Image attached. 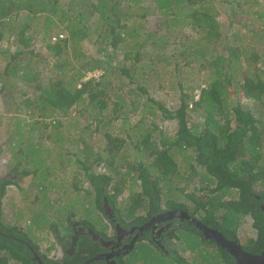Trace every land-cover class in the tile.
Here are the masks:
<instances>
[{"label": "trees", "instance_id": "obj_1", "mask_svg": "<svg viewBox=\"0 0 264 264\" xmlns=\"http://www.w3.org/2000/svg\"><path fill=\"white\" fill-rule=\"evenodd\" d=\"M253 7L248 0H0V56L6 60L0 70V94L8 92L9 96H1L6 113L12 110L13 126L24 130L21 134L17 130L19 138L14 130L6 132L9 138L4 145L16 152L25 143L32 145L35 153L18 159L34 168L35 172L24 173L39 181L38 160L41 165L45 155L51 160L46 167L51 176L48 166L60 155L56 144L72 143L74 151L63 146L64 164L74 156V180L78 183L82 173L89 181L87 188L81 184L76 191L94 195L100 213L107 199L125 228L141 226L168 210H183L229 240H238L249 253L261 254L264 212L259 205L264 191L256 188L264 186V47L254 43L259 39L257 43L264 44V13L252 12ZM251 16L262 21L261 30L250 19L244 22ZM149 18L154 19L150 29ZM8 35L15 37V50L1 48ZM37 41L40 48L33 47ZM179 46L186 49L181 54L185 65L197 63L206 76L198 98L179 74L177 55L169 56L170 48L176 47L177 52ZM173 59L175 68L169 72ZM45 62L44 69L36 68ZM96 71L102 72L98 79L86 80ZM175 76L180 92L177 104L150 99L156 110L148 106L145 112L159 113L161 122L175 124L172 137L168 128L156 121L145 123L143 118L134 129H127V98L150 96V89L162 90L164 82ZM131 102L133 107L139 104ZM23 110L31 120L21 117ZM75 111L89 122L75 134L62 131ZM58 117L64 118L56 122ZM48 127L55 131L34 135ZM45 142L53 145L44 146ZM127 148L134 149L135 159L120 165ZM176 154L191 159L189 184L204 171L201 185L206 187L182 188L185 202L170 200L164 208L160 187L163 190L179 177ZM102 165L105 174L98 171ZM69 167L63 166L65 174ZM49 184L34 186L48 192L57 187ZM61 186L64 190L63 182ZM71 224L69 217L62 235L64 247L70 245ZM184 225V232L200 238V243L188 244L177 231H170L165 237L171 241H163L169 254L144 238L118 264H237L227 251L202 238L195 226ZM248 225L254 237L241 236ZM89 227L107 238L106 232ZM49 229L54 234L59 231L55 221ZM146 240L148 244L142 245ZM104 251L91 237H81L76 253L66 256L64 264H84ZM18 255L27 257L22 250ZM15 259L24 264L17 255ZM0 264L8 260L0 259ZM46 264L55 263L47 260Z\"/></svg>", "mask_w": 264, "mask_h": 264}, {"label": "rangeland", "instance_id": "obj_2", "mask_svg": "<svg viewBox=\"0 0 264 264\" xmlns=\"http://www.w3.org/2000/svg\"><path fill=\"white\" fill-rule=\"evenodd\" d=\"M250 4L254 5L252 12H263L264 13V0H248ZM248 19H250L251 22H254V26L255 28H259V30H261V24L262 21H259L255 16H251L250 18H247L244 20V22H248ZM148 20H150V22H148V27L153 28V22L154 19L149 18ZM246 32V31H244ZM61 32H59L60 34ZM62 34V33H61ZM38 35V34H36ZM30 36V34L28 35ZM57 36V35H55ZM38 36H35V38L37 39ZM6 41L5 43H3V46H1L2 50L3 49H7V46H9L11 48V50H15V37L13 36H6ZM259 42L260 40L257 39ZM173 41V40H172ZM8 42H12L9 43ZM41 41H37L33 47L34 48H40V43ZM254 43L255 46L258 47H264L263 43ZM190 45V44H189ZM188 47V45H187ZM171 51L169 53V56L176 54L177 57L176 59H178V62H180L181 66L178 67L181 69V71L179 72V74H183L182 79L186 80L188 85L192 86L196 91H195V96H197V98L200 95V90L201 88H204V80L206 78L205 75L201 74L199 71V68L197 66V63H192V64H196L195 67H191L188 65H185V61H183V57L181 54L184 53V51H186V49L181 48L180 46L177 49L176 52V47H171L170 48ZM39 51L43 52V54H46L45 49L41 48L39 49ZM181 56H180V55ZM191 60V59H187ZM6 60L0 56V70H4L5 65H6ZM189 62V61H188ZM51 64V62H50ZM175 64L176 61L173 59L171 66L169 67L168 71L171 72V70H173L175 68ZM34 65V64H33ZM37 69H44V65L46 67L47 62L45 63H37ZM159 67V66H158ZM54 69V68H53ZM102 75V72L96 71L94 73H89L88 74V79L90 78H95L98 79L100 76ZM168 78V77H167ZM168 82H173L174 84L169 85ZM168 82H164L167 83H161L164 84V88L162 90H156L155 88L150 89V96H142V97H131V100H137L139 102V104H137L136 109L135 107H133V105L131 104V100H129L127 98V102L128 104V115L130 116L129 118V125L127 127V129L133 128L137 123L141 122V119L143 118L145 123L148 122V124H150L152 121H156L158 125L162 126L164 130H166L167 128L168 133L167 135L169 137H172L173 133L176 131V126L175 124H170L168 121L166 122H161V115L159 113H157V115L155 114L152 115L151 113H145L148 110V106H152L153 109L156 110V107L153 106V104L151 103L150 99H153L155 101H162L163 103H165L168 106H173L177 104V101L179 100L180 97V92L178 90V86L176 85L177 83V78L175 77H169ZM148 85V84H147ZM30 86V85H28ZM201 87V88H200ZM7 92V91H6ZM30 92V91H29ZM26 94V93H25ZM1 96H9L8 92L5 95H1L0 94V144L4 143V141L7 140V138H9V133L11 131L14 130L15 135L17 136V138L21 137L20 135L17 134V130L18 133L21 134V132H24V130L20 131V128L18 126H13V124H15V120L12 118H15V114L14 112L11 110L10 113H6L7 112V107L3 102V98H1ZM24 96H28V95H24ZM29 96H32L31 93H29ZM237 98L240 96H236ZM24 100V99H23ZM245 103V101L243 102ZM25 111L23 110L22 112V118H26L25 115ZM137 112V113H133V112ZM106 116H110L108 115V113L106 114ZM145 116V118H144ZM111 117V116H110ZM36 118V117H35ZM62 118H56V122H58V120L63 119ZM27 120H31L30 118H26ZM34 121H38L39 118L33 119ZM195 120V117H194ZM77 121H79V123H76ZM48 122H50V120H48ZM65 122L64 126H61V130L63 131H67L69 134H75L76 131L81 130L82 128H84V126L89 122L88 118L86 117H82L81 115H79V113L77 111L73 112V114L71 115V117L69 119H67ZM75 122V123H74ZM76 124V126L74 125ZM120 125V122L117 123L116 127ZM119 128V127H117ZM146 126L142 127V129H145ZM134 129V128H133ZM76 130V131H75ZM41 131H44L46 133H50L55 131L53 128L48 127L47 129L44 128L43 130L40 131H36V133L34 134L36 137L37 135H39L41 133ZM6 132H8V135L6 134ZM40 136V135H39ZM71 135H67V137H69ZM24 138V137H23ZM30 143H25L23 144L22 150L20 152H16V150H14L15 153H17L15 158L11 159V164H14L20 168H22L23 170H33V172H35L34 168L30 166H26V161L24 160H18L17 157L19 156H23L25 155V153L28 156H32L35 153L34 148H32V145H29ZM6 145V144H5ZM45 145H50L52 146L53 143H44ZM68 146L69 150L74 151V145H72V143L70 142H60V144H56L57 147H59V151L57 152V154L59 155L58 158H56L55 161H53V163L48 166L51 167V171L52 173L51 176L48 175V173L46 172V167H47V162L48 164L51 163V160H49L47 158V156H44L43 159V164L41 165V161L38 160V162L35 164V167H37L39 169L38 175L36 177H40V180L42 181H38L36 178L31 177L32 178V182L34 183V185H37L38 183H43L45 185H47V181H50V184L53 186V184L57 187L56 188H48V190L50 192H48L49 195V199H48V203L52 200H56L57 198V193L56 191H60V197L63 195V204L62 207L60 208V205L58 206L59 210L58 213H54L51 218L48 221V226H47V233L43 234L40 238H36L37 241H40L42 248H46L47 253L49 256H53L54 258L56 257L55 255V250L57 251V247H58V243L55 241V236L54 233H52L49 229V224L51 223V221H55L56 224L59 227L60 233L59 235H63L64 234V227H69L68 225V219L69 217L71 218V220H75V221H85L87 222L89 225L91 224L93 227H95L97 230L99 231H104L106 232L107 236L113 235L114 234V227L112 226V224L109 222L108 217L104 214V213H100V211L97 209L96 204L94 203V195H87V193L85 191L79 193L78 191H76V187L80 186L81 184L84 185V187H88L89 181L85 178L84 174L79 173V178L80 180L78 181V183L74 180V177L76 176L77 173L74 174L73 172V162L76 161V158L73 156L68 157V163L64 164L65 161V157L63 155V152H65V148L63 146ZM61 146L63 148H61ZM10 146H6V149L9 151L11 150V148H9ZM7 152V151H6ZM11 152V151H9ZM22 152V153H21ZM14 153V154H15ZM11 156V154L9 153H5V154H0V175H2L7 167V163L9 161V157ZM134 156V157H133ZM134 160L135 159V152L134 149L132 148H127L126 149V153L123 157H121V160L119 162L120 165H125V163L128 160ZM178 162V164L180 165V172H179V177L176 178V180L171 183L170 185L166 186L165 188H163V190H161L162 186L160 187V192L162 194V198H163V205L164 208H167V203L170 200L173 201H177V202H185V194L182 192V188H188L192 189L195 185H197L198 187H206V183L201 185V180L203 178L206 177V173L204 171H200V175L197 176L196 179H194L193 182H191L189 184V182L187 181V177H188V173H190V162L191 159L185 160L183 155H178L176 154V158H175ZM66 164H68V169L67 171L65 170L66 174L64 173V171L62 170L63 166ZM72 165V166H71ZM264 166V165H263ZM42 171H44V173H42ZM98 171L101 174H105L107 172L106 168L104 167V165H102V167H100L98 169ZM187 173V174H186ZM52 176H54L55 178H53ZM55 180V182L53 181ZM65 180V181H64ZM35 181V182H34ZM62 182L64 183V190L62 185ZM49 184V185H50ZM60 184V189H58V185ZM258 192H262L264 191V186L259 185L257 188ZM9 190H13L12 187H9ZM55 190V191H54ZM53 191V192H51ZM12 193V192H11ZM206 195V193H204ZM128 194H126L127 196ZM121 200V199H120ZM128 200H126L127 203ZM36 205V204H35ZM32 213L33 214H38L40 216L39 218V222L37 224V228H39L40 231H43L45 229V223L43 222L44 216H45V207L42 206H38L36 205V208H32ZM72 215H75L74 217H72ZM41 220V222H40ZM71 226V233H69V238L72 236V224ZM255 231L250 228V226H244L242 229V234L241 236H247L250 235L252 237L255 236ZM177 235L179 236V238H183L185 240L189 242H193V243H200L201 240L200 238H198L197 236H195L192 233H187L184 231H177ZM106 236V237H107ZM59 237H63V236H59ZM149 238H147L148 240ZM147 240L146 242H142V245H147ZM175 239H173L174 241ZM171 239L168 237L166 238V242H170ZM168 247V246H167ZM60 256V253L57 255ZM10 264H18L17 261H11Z\"/></svg>", "mask_w": 264, "mask_h": 264}, {"label": "flooded vegetation", "instance_id": "obj_3", "mask_svg": "<svg viewBox=\"0 0 264 264\" xmlns=\"http://www.w3.org/2000/svg\"><path fill=\"white\" fill-rule=\"evenodd\" d=\"M6 146L7 145H4V143L0 144V154H11L5 172L0 175V259H6L8 260V264H10L12 260L17 261L15 259V255H17V257L23 259L24 264H46L47 260L53 261L55 264H64L66 256L72 257L76 253L77 246H75L74 249H71L72 240L75 238L76 234H79V242L81 237H91L88 232L92 228L89 227L85 221L72 220V236L70 237V245L64 247L62 237H59L62 236L59 235V230L56 234H54L55 241L58 243L57 251L55 250L56 257L54 258L53 256H49L46 248H42L40 241H37L36 238H40L43 234L47 233L48 221L54 213H58V206L60 205V208L62 207L63 195L60 197L61 192L57 190L56 200H51L48 204L49 195L47 189L36 188L32 182L31 175L25 174V170L10 163L11 159L15 158L17 153L14 152L11 146L9 147L11 148L9 151L11 152H9L6 149ZM9 187H12L13 190H9ZM256 197L258 200H262V196ZM35 204L45 207V216L43 219L45 229L43 231H40L39 228H37L40 216L32 213V208H36ZM259 206L264 212V201H262ZM111 208L113 210V219L108 218V220L114 227V234L107 236L106 239H103L109 242L111 241L112 245L109 246L108 249H105V251L100 255H115L116 252L123 249L125 246L130 245L133 238L138 233L139 228L150 223L153 218L165 213L164 212L151 218L150 220L144 222L141 226L125 228L117 222L115 211L113 207ZM185 222L187 221H182L180 219H173L165 222L164 219H162L154 226H149L138 241L144 238H149L153 241L154 238L155 240L153 242L160 241L163 244V241L166 242V238H168L165 237L167 232L186 230L184 225ZM51 223H53V221H51ZM76 223H79V225L75 226L74 224ZM117 225L121 226L119 230L117 229ZM56 226L57 229H59L57 224ZM131 229H135V231L132 234L127 235L126 233ZM83 230L85 231L84 233ZM165 247L168 250L167 245H165ZM20 250L27 254L26 258L18 255ZM59 253L60 256H57ZM121 258H123V256L113 258L109 257V261L107 259L98 261H100L101 264H109V262H114V260L119 262V259Z\"/></svg>", "mask_w": 264, "mask_h": 264}, {"label": "water", "instance_id": "obj_4", "mask_svg": "<svg viewBox=\"0 0 264 264\" xmlns=\"http://www.w3.org/2000/svg\"><path fill=\"white\" fill-rule=\"evenodd\" d=\"M104 214L109 218L113 219V210L111 206L109 205L107 199L104 200L103 205ZM162 219H164L165 222L171 221L173 219H180L182 221H187L189 224L195 226L197 230L201 233V237L204 238L206 241L211 242L219 246L221 249L227 251L236 261L237 264H264V251L259 254H252L243 249L242 245L239 243L238 240H229L225 237V235L215 229L209 228L207 225L201 223L195 218H192L187 212L183 210H174V211H167L164 214L153 218L150 223L147 225L139 228L138 233L133 238L130 245L125 246L123 249L119 250L118 252L114 254H111L110 256L106 255H100L94 259H91L84 264H92L95 261L107 259L109 261V257H120L128 255L132 252L134 249L137 241L143 236L144 231H146L149 226H154L156 223L160 222ZM115 222V221H114ZM75 226L79 225V223L74 224ZM170 227V226H168ZM121 228L120 225H117V229L119 230ZM124 230V229H123ZM135 231V229L129 230L126 234H132ZM85 231L83 230V233ZM88 234L91 236L92 240L96 243H100L101 246L104 249H108L109 246L112 245V242L104 240L102 237H100L96 232H94L92 229L89 230ZM79 234H76L75 238L72 240V246L71 249H74L75 246H77L78 242V236ZM155 239L153 238V241ZM155 244L159 247L161 251H165L166 254H169V251L166 249L165 245L162 244L160 241H156ZM114 249V247H113ZM109 264H118L116 260L114 262H109Z\"/></svg>", "mask_w": 264, "mask_h": 264}]
</instances>
